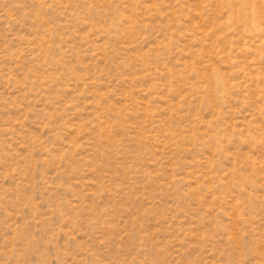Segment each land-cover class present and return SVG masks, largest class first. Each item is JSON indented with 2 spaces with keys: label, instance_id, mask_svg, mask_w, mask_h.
<instances>
[{
  "label": "rangeland",
  "instance_id": "1",
  "mask_svg": "<svg viewBox=\"0 0 264 264\" xmlns=\"http://www.w3.org/2000/svg\"><path fill=\"white\" fill-rule=\"evenodd\" d=\"M0 264H264V0H0Z\"/></svg>",
  "mask_w": 264,
  "mask_h": 264
}]
</instances>
